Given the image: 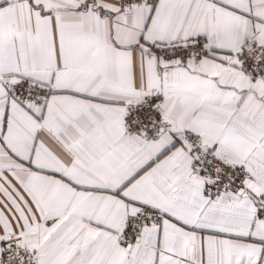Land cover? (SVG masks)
Wrapping results in <instances>:
<instances>
[{
  "label": "snow or ice",
  "instance_id": "6c2138e0",
  "mask_svg": "<svg viewBox=\"0 0 264 264\" xmlns=\"http://www.w3.org/2000/svg\"><path fill=\"white\" fill-rule=\"evenodd\" d=\"M0 264H264V0H0Z\"/></svg>",
  "mask_w": 264,
  "mask_h": 264
}]
</instances>
